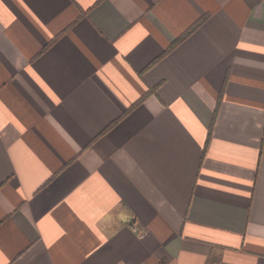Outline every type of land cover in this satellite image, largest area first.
<instances>
[{"label": "crops", "instance_id": "obj_1", "mask_svg": "<svg viewBox=\"0 0 264 264\" xmlns=\"http://www.w3.org/2000/svg\"><path fill=\"white\" fill-rule=\"evenodd\" d=\"M0 264H264V0H0Z\"/></svg>", "mask_w": 264, "mask_h": 264}, {"label": "trees", "instance_id": "obj_2", "mask_svg": "<svg viewBox=\"0 0 264 264\" xmlns=\"http://www.w3.org/2000/svg\"><path fill=\"white\" fill-rule=\"evenodd\" d=\"M206 15H203L201 18L197 19L195 22H193L182 34H180L176 40L172 43V47L175 46L177 43H179L180 41H182L184 38H186L195 28L198 27V25L205 19ZM158 58H156L152 63H154ZM151 63V64H152ZM150 64V65H151ZM142 100V98L138 101L140 102ZM137 102V103H138ZM136 105L133 104L132 106ZM131 106V107H132Z\"/></svg>", "mask_w": 264, "mask_h": 264}]
</instances>
